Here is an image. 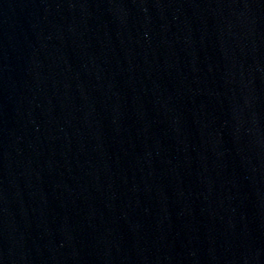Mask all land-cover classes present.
Here are the masks:
<instances>
[{"label": "water", "instance_id": "1", "mask_svg": "<svg viewBox=\"0 0 264 264\" xmlns=\"http://www.w3.org/2000/svg\"><path fill=\"white\" fill-rule=\"evenodd\" d=\"M0 264H264V0H0Z\"/></svg>", "mask_w": 264, "mask_h": 264}]
</instances>
